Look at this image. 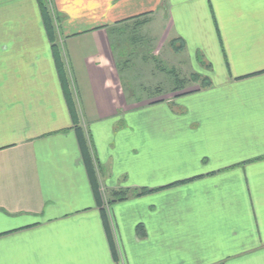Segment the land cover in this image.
Masks as SVG:
<instances>
[{
    "label": "crops",
    "instance_id": "1",
    "mask_svg": "<svg viewBox=\"0 0 264 264\" xmlns=\"http://www.w3.org/2000/svg\"><path fill=\"white\" fill-rule=\"evenodd\" d=\"M47 4L0 0V264H264V0ZM174 40L209 85L122 93Z\"/></svg>",
    "mask_w": 264,
    "mask_h": 264
},
{
    "label": "rangeland",
    "instance_id": "2",
    "mask_svg": "<svg viewBox=\"0 0 264 264\" xmlns=\"http://www.w3.org/2000/svg\"><path fill=\"white\" fill-rule=\"evenodd\" d=\"M50 15L53 20L52 22L54 25V31L56 33L57 27L55 24V19L52 16L51 12H50ZM143 25L144 24H141V27H138L137 23H132L131 25L128 26L126 30H124V35L127 34L130 36L131 34H134L136 35V37L138 36L137 38L139 39V41L135 40L133 44L131 43H129L128 45L125 44L124 46L126 48V51H128V49L131 47V49H135V53H136L137 51L142 50V49H147L150 46L149 44L150 38L148 37V35H150V32L147 29L145 30ZM149 28H153V24H151ZM143 33H146L147 35H144L143 37L142 35ZM125 43H127V41H125ZM175 54L177 53H175L171 49V47L165 46V45L162 46V51L158 52L156 61L154 62L156 65V73L153 74L152 77L148 73L146 74V81H145L146 84H144L146 89H137L138 85H135V82L132 81V79H127L124 74H122L123 78H121V75H120L118 79H119L120 84L123 87L122 93L124 92L126 95L130 94L129 98H132L134 94L137 95L138 93H140L141 95H144L143 96L144 99L149 100V99L158 97L159 95H157L158 93H156V91L160 89L162 92L161 96H167L173 92V88H174V76L171 75V73H169L171 72V70L175 71L178 79L186 80L185 87H189V86H191V88L192 87L195 88L196 86L200 87L201 85L200 82L191 83L188 81L189 78L192 75H197L201 79H206V78H203L200 72H196L194 69H193L194 72H192L190 67L186 65L183 57L176 56ZM140 76L143 77L145 76V74H142ZM156 76L157 77L160 76L162 82H159L153 85L152 83L153 80L159 81L156 79ZM187 84H190V85H187ZM134 86H137V87H134ZM109 201H110V198L109 199L107 198L105 200L106 205H109Z\"/></svg>",
    "mask_w": 264,
    "mask_h": 264
},
{
    "label": "trees",
    "instance_id": "3",
    "mask_svg": "<svg viewBox=\"0 0 264 264\" xmlns=\"http://www.w3.org/2000/svg\"><path fill=\"white\" fill-rule=\"evenodd\" d=\"M38 3V7H39V11L41 14V18H42V23H43V27L45 30V33L47 34L49 40L51 42H54L55 40V31H54V25H53V20L51 18L50 15V10L47 4V0H37ZM53 16V14H52ZM54 17V16H53ZM54 19L56 20V18L54 17ZM178 41V42H177ZM177 43L179 46H177ZM170 47L171 49L175 52V53H179L182 51L183 49V44L181 42H179V40H174L170 42ZM52 52H53V56L56 62V67H57V72H58V76H59V80L60 83L62 85L63 90L67 93V81L65 78V74L63 71V67L62 64L59 62V50L57 48V46H52ZM171 75L174 76V88H173V92H181L184 90L185 84H186V80H180L178 79L176 73L174 70H171ZM189 82H193V83H197L200 82V88H204L207 87L209 85V81L207 79H201L199 76L197 75H192L189 80ZM149 191L147 190H141L140 192H136L135 196H143L148 194ZM127 191H120V192H113L111 193V198L112 200L109 201V205L115 203V202H119V201H124L127 199ZM142 228L141 226L137 227V233H139V235H143V233L141 232ZM141 232V233H140Z\"/></svg>",
    "mask_w": 264,
    "mask_h": 264
}]
</instances>
